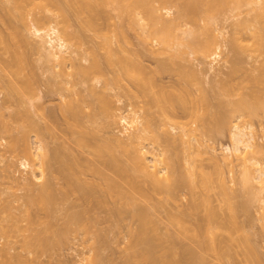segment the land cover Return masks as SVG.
Returning a JSON list of instances; mask_svg holds the SVG:
<instances>
[{"label": "rangeland", "instance_id": "obj_1", "mask_svg": "<svg viewBox=\"0 0 264 264\" xmlns=\"http://www.w3.org/2000/svg\"><path fill=\"white\" fill-rule=\"evenodd\" d=\"M2 1L4 0H0V5L5 2ZM108 3L106 4L104 1L103 4V2H101V7L99 5V9H102L100 14L102 13L103 17L101 18L99 15V20L97 18V21L94 19V21H96L94 24V21L92 20V26L84 24L89 17L88 12L84 11L78 15L72 14L70 19L71 26L68 27V29L73 31L76 30L80 34V36H78V38L80 37L78 40L80 45L77 47L72 46V49H75L76 51L74 56L79 58L85 65L89 64V60L90 62L91 60L93 62V59H97L100 62L101 68H98V71L97 69L93 70L92 68V74L93 72L95 73L92 77V89H95L106 96L108 107L107 113L100 110V101L93 91L91 93L89 83L79 81V78L76 75H56L60 67H54V61H46L38 51L36 52L35 41L28 33L26 26L20 22L19 15L16 16L18 11L14 12L10 10L9 12L8 9L6 11L1 7L2 5L0 6V223L2 224L0 230L5 227L4 225L9 224L7 228H4V230L6 229L4 232L3 230L0 231V264H8V262H10L9 264H15L18 262L19 257L16 262L14 261L15 259L13 260L15 253L17 256L19 254L22 255L26 262L28 259H30L29 261L31 262L33 261L31 259H34L35 264H124L128 250L130 252L129 245H131L134 240L132 235L136 231L134 233L132 232L137 229L136 226H138L139 223L138 208L147 206L146 204L151 207L148 206L150 208L148 217L153 221H151L152 223L149 228L154 225L151 229L154 228V231L157 233V237L155 235L154 238H156H153L154 240L152 242L154 243L152 245H155L154 254L157 259H173L172 261L177 259V261H180V263L178 261L177 264H196L197 262L199 263L200 260H202L201 264H264V220L261 216L264 213V209L260 208V202L257 201V197L264 198V189L260 190V186H258L260 183L257 181H254L252 188L250 187L251 185L248 187L246 184L244 185L246 186L244 188L242 185L244 180L240 181V179H242L240 174L242 171L240 160L238 161L234 159L230 164H227L222 160L221 152L223 147L231 142L228 122L222 126L224 130L220 133H215L213 130H208L207 132L206 129H203L202 131V128H204V126L206 127L208 123L212 127L214 125L216 127L217 122L218 125L221 123H219L220 121H218L213 113H207L203 105L201 108V104L198 103L199 101H196V96L198 95L197 92L194 91V95L197 94L196 96L193 95L194 100L196 99V103H193L194 105L191 113L189 112L188 115L184 114L185 116L181 114L182 116L180 115L178 118L173 119L175 120L173 122H190L192 127H195V124H201L200 126L198 125L200 128L196 130V137L184 135L182 138L184 141L186 139H188V142L191 141L192 148L189 149L186 147L187 141L186 143H181L180 140L177 139L174 145L160 143V146L156 149L155 147L152 148L153 141L155 140L154 138L147 139L146 136H144L143 139H139L142 145H145V148H147L149 144H152L147 149L151 147L149 150L151 151V149H153L152 151L162 159L158 166H168V171L172 172V175L168 178L169 180H175L176 178H178L179 181L184 180V183L181 182L183 183L181 184L182 186L179 185L180 182H177L179 188L177 186V190H175L176 193H173L174 195L176 194L175 196L173 195L171 197L163 191L154 192L152 190H148L149 197L144 199L130 198L125 193L118 195L114 189L107 188V180L94 171L93 164L92 168L91 166L89 167L86 165V161H88L87 159L92 158L95 161L101 162L108 158V154L98 153L97 148L99 146H103V148L108 146L107 148H110L111 152L121 161L127 160L128 148L130 146L126 144L129 140L127 139L126 142L124 128L117 121L120 114L130 112L129 104H131L132 110L137 112L136 115L139 114L142 121L148 118L147 108L143 99L141 97L138 98L133 95H128L126 90L128 80L125 73L124 58L126 56V51L128 50L127 40L129 39L132 42V48L134 51L140 48V44L135 31H131L129 28L127 29L128 24L124 19L125 16L124 18H120V16L118 17L117 13L119 11H117L116 8H113L114 5L112 3L113 6L110 2ZM6 6L4 4L5 8H7ZM30 8H27L26 11L29 12ZM53 8L50 6V10L46 11L52 19L49 20L50 22H47V20L45 22V20H43V24L42 22L39 24L41 28L47 29L52 24L57 26L58 29L62 27L61 22V24H58L59 19L57 20L58 16ZM250 8L252 9L250 5L243 6L238 15L235 14L236 12L225 13L223 14L224 16L222 15L223 17L219 16V19H215V22L212 23L213 32L217 36L216 40L220 45V55L218 56V61H216L215 66H220V68L223 66L222 68H225L224 64L225 66L226 64L228 65L225 60L228 59L227 57L230 55L232 56V54L229 53V47L226 46L229 44L227 41L230 40L229 37L232 35L231 32L232 30H235L234 28H236V24L239 21L243 20L245 23H251V21H253V18L251 19L250 17H254V13L258 12V10L256 9L257 11L254 12V10H251ZM100 10L97 9L96 11L98 12ZM104 12L105 14H103ZM27 13L25 14L27 15ZM29 13L28 15L31 17L33 10H31L30 14ZM14 16L18 17V19L14 18ZM30 17H28V19ZM33 19L34 18L31 20ZM120 26H123L121 27L122 31L123 28H125L124 38L119 32L121 31V28L119 29ZM14 28L15 31L18 29L22 34L27 35L30 43L27 44L24 42L25 45H22L21 41L23 43V40L19 42V39L14 36L18 34H15V31V33L12 32ZM20 32L19 35L21 34ZM11 33H14V35L12 34L13 37L11 36ZM248 34L249 32H247V35L244 34L241 40L242 44L247 46L246 51L243 54V60L240 58V65L243 66L241 67V70L244 68L242 71H244L243 73L245 74L250 70V72L253 70V73H257L262 63L264 64L263 50L256 42V38L250 37L251 35ZM75 43V45H77L76 40ZM232 57L233 59L235 58V56ZM82 58H87V60L84 61ZM174 61L186 63L183 59L179 61L178 58H175ZM5 63L11 65L13 69L18 66V68H20V65L21 67L22 65L25 67L26 71L22 70V67V71L19 73L21 74L22 72L24 77L25 75L29 76L26 78L35 79V83H33V79L31 81L33 83V93L35 94H32L30 89L29 92L28 86L25 83L27 81L22 82L25 78L21 76L22 74L20 75L21 78L18 73L17 75L22 79L19 80L21 82H19L20 86L22 88L24 87L22 90H24L25 93H23V91L21 92L20 86L18 91L20 90L19 92L21 93H17V89H14L13 92L11 91V88V92L9 93L11 95L7 93L9 92V87H6L7 80L3 71V64ZM143 63L150 68L154 67L155 64L153 61L147 59H145ZM206 66V64H201V67L203 68ZM245 69H247V71ZM67 70L70 71V69ZM27 71L29 74L32 73L33 77L32 74L29 75ZM243 73L241 74L243 75ZM201 76L203 87L211 90L212 85L215 84L214 81L212 84L213 76L210 73L205 72V70L201 73ZM19 77L16 79H19ZM174 77L176 76H173V78ZM64 79H68L71 82L65 84L63 81ZM168 79V77H164L163 80L166 81ZM27 84L29 85V83ZM259 88L262 99L261 101H264V82ZM209 91L207 92L209 93ZM5 94H8V96ZM33 95L34 99H29V97H33ZM5 96L9 98L6 99ZM217 97L219 98L220 96ZM218 98H213L212 100L213 104H216L217 106V110L213 111H216L218 115L227 114L229 117L230 115L232 117V112H228V108H230L228 107L229 105H224V107L222 105L227 97L221 96V98H219L222 99L221 101ZM70 100L73 101L75 105H78V108L76 107V110L78 109V111L75 117H72L64 106L65 102ZM217 101L221 102L222 106H218L219 103ZM33 103L35 104L33 105ZM25 107L33 113V117H31V115L29 116L30 112L23 109ZM19 110H25V112L23 111V115L22 111ZM38 110L40 111V114ZM18 112H20L21 115H18ZM259 112H261V114ZM259 112V116L258 114L256 115L257 117L250 116L252 119L249 120L253 127L252 130L254 129L255 141L259 147V151H257L258 148H252L247 155L264 164V113H262L261 110H259ZM41 113H44L43 117H41ZM234 114L236 115L237 113L233 112V115ZM27 115L30 118L25 117ZM156 115L159 116V113H156ZM242 116L245 115L243 114ZM233 118L232 120L235 121ZM247 118L249 119V117ZM29 119L33 122V128L28 125L30 123ZM241 119L242 118L238 119L236 122L239 123L240 126L244 123V125H246L248 121H243ZM73 122L75 123L73 124ZM4 125L6 128L9 127V133H4ZM164 126L168 130H171L169 123ZM171 131L175 138H178V129ZM198 131L202 133L199 135ZM15 137H17L19 142H27L29 147H31L30 150H32V152L37 148V140L38 142L40 141L42 146H44V153L46 155V158L45 155L44 158L47 160H45L47 168L44 167V175H41L38 171H34L37 174L35 175L36 177L39 175V179H35L36 177L33 178L34 175L32 176L29 169L26 170L20 167L19 161L26 156L22 153L24 151H21L22 143H20V145L16 142L17 139ZM114 137L124 139L123 142H120L124 144L117 145V142H114ZM10 139H13V142L18 143V146L15 144L16 149L13 148L12 150L8 147L10 146ZM23 139L24 141H21ZM78 139L80 141L82 140V143L80 142V144H77ZM84 140L86 141V144L83 143ZM214 155H216L217 159L213 158ZM65 161L67 162L65 163L66 166L68 163L70 166H74L73 168L67 166L72 168V171L69 170V168H64L66 166L63 167L62 163ZM49 164H51L52 167ZM9 165L11 167H9ZM59 165H62L64 169L69 170V174H73L74 172L72 179L70 180V177L68 178L71 182L68 181V179L66 180L63 171H59V169L56 168L60 167ZM197 166L202 167L204 172L210 174L212 178V183L211 181H209L210 183L208 182L210 185L205 184L206 182H203V179L201 180L203 177H200L201 173L198 171ZM49 168L51 171L54 169L57 170V175L60 174L59 176H62V180L65 179L67 183L69 182L68 186L66 182L64 183L60 179L58 180L57 177L53 175L54 173H51ZM63 168L60 170H64ZM171 168H175L174 171H172L173 169ZM35 170L38 169L35 168ZM218 173H221L225 178L226 184L223 187L224 191H222V186H220V182L218 181ZM40 175L42 177L44 176L45 181L49 180V183H52L51 185L56 189H54V195H57V192L60 193V190L62 189L65 191L66 196L65 194L64 196L63 194L57 195V198H53V200L56 199L54 202L53 200H50L53 204L50 203L51 206L49 204L48 206L50 207L47 209L38 204L39 202L36 203L40 205V208H38L39 206L28 205L30 202L27 203V205L30 206L28 208V206L25 205V203L29 201L26 199L27 196L32 194V191L34 193V190H32L34 187L35 190L39 188L40 182L41 186L44 182ZM13 177H20V179L25 177L27 180L24 178V180H22L24 181L23 184L20 181L19 183L25 185V182L31 181L33 182L32 184L31 182L29 183L31 184V188H25L28 184L24 187L16 184V180L13 181ZM168 179L162 180H167V182L162 183L163 186L168 183ZM189 179H193L192 183L195 184H192V187L187 184ZM38 180L40 181L38 182ZM73 180L76 181L77 185L80 184L79 190L77 189L79 185L74 186L75 182L72 184ZM194 181H200L201 183L197 184V182L195 183ZM46 183L48 182L46 181ZM171 183L169 182V184ZM70 184H72V186H70ZM144 186L146 185L144 184ZM163 186L162 189L164 188ZM81 187H83V190H81ZM249 188L251 190L253 189V192L256 193L255 197L252 196V194H249L251 191L248 193ZM89 189H91V191H88ZM38 191H36L37 194ZM225 192H227V194ZM33 196L34 195H32V197ZM32 197H30V201H32ZM226 197H228L227 201ZM45 203L43 205L47 206L48 202L46 201ZM242 205L245 208L242 207ZM32 206L36 208L34 209ZM261 210L263 212L262 214ZM180 211H185L184 215L182 214L180 216L185 217L189 215V217L185 218V226H188V228H185L186 230H183V232V227L178 226L179 224L174 225L169 219V216L172 218L170 215L172 212L176 215ZM28 212L29 215L33 217H28L30 221L32 220L31 222L26 220L28 219L26 218ZM185 213L187 215H185ZM209 217L211 219L210 223H208L209 221L207 222ZM26 222L29 225H27ZM25 224L27 228H24ZM83 224L86 226H82ZM198 224H200V228L203 230L202 234V231H198L200 229L198 228ZM19 225L21 227L23 226L22 232L18 231L21 229ZM13 226H17L18 230L17 228H13L14 231H12L11 227ZM8 227L10 229H8ZM83 227L86 232L83 231ZM208 227L213 229V235L209 232L211 230H209ZM149 228L148 230L150 231L151 229ZM9 230H11L12 233L10 235ZM35 231H39V235ZM205 231L206 233H209L207 235H210V237L212 235L213 239L207 236ZM1 232H3V234L6 232L8 234L5 235L9 236H2L3 234ZM197 232L200 233V236L198 235L195 237L194 235L198 234ZM33 233H35V235L37 234V236L40 237V240L39 237L37 240L33 239ZM30 236L34 242L31 241ZM35 237L36 236H34V238ZM28 238L31 242H27H30L31 246L28 244L25 245V240ZM210 239H212V241H210ZM198 243L203 244V248L198 250V252L196 250V255L194 256L196 258L197 254L198 256L200 255L202 259L199 261L193 257V253L188 254V249H193ZM6 247L11 255H13L12 259H10L11 261L13 260L14 263L11 261L6 262V259H9L10 255L8 257L6 255V259L3 257L2 254L5 252L4 249ZM250 248L251 250H254L255 255L259 258H256L259 260V263L257 260L254 263L250 260V255H246V252L249 254ZM192 249L189 252H191ZM94 253L98 254V256ZM92 254L95 255L93 256L95 259L92 261L94 263H90ZM23 257H21L22 260ZM96 257L101 260H98ZM190 258L195 260H192L191 263ZM254 258L253 260L255 261ZM196 260L197 262H195ZM28 262L27 264H30Z\"/></svg>", "mask_w": 264, "mask_h": 264}, {"label": "bare ground", "instance_id": "obj_2", "mask_svg": "<svg viewBox=\"0 0 264 264\" xmlns=\"http://www.w3.org/2000/svg\"><path fill=\"white\" fill-rule=\"evenodd\" d=\"M4 1L2 2H4L5 6L8 5L9 3V5L6 6L7 8L4 7L3 3L1 4L2 6L1 5L0 6L4 8L6 11L7 9L9 12L10 10L14 12L18 11L17 15L16 14L15 15L16 16L19 15L20 22H22L26 26L28 33L35 41L36 52L38 51V53H40V55L46 61H54V67H60L56 75H67V76L76 75L79 78V81L89 83L91 93L93 91V93L97 95V98L100 101V108H101L100 110L106 113L108 112L106 96L103 93L95 89H92L93 88L92 77H93V74L95 75L94 72L92 74V68L93 70L97 69L98 71L101 68L100 62L97 59L95 60L93 59V62L92 60L91 62L89 60V64L85 65L80 61L79 58L74 56V53L76 51L75 49H72V46L77 47L78 45H80V42L78 41L80 38V37L78 38V36H80V34L75 29H74L75 31L68 29V27L71 26L70 19L72 17V14L78 15V14H81V12L83 13L84 11H87L89 17L88 19H86L85 21L86 23L84 22V24L85 25L87 24V26L88 25L92 26V22L94 21V19L97 18L99 20V15L101 18L103 17L102 13L100 14L102 9L101 10L99 9V5L101 4V2H103L104 4V1H105L106 4L108 2H110V4L112 3L114 5L113 8H116V10L119 11L117 13L118 17L120 16V18H124L125 16L124 19L128 24L127 29L129 28V30L131 29V31H135L136 37L140 44V48L134 51V49L132 48V45H133L132 42L129 39L127 40L128 50L126 49L127 50L126 56L124 58L125 73H126V77L128 80V86L126 90H127L128 95H131V96L133 95L138 98L141 97L143 99V102L147 108L146 110H147L148 118L142 121L141 120L142 118L139 117V114L136 115L137 112L132 110L131 104H129L130 106L129 113L120 114L118 116L117 122L121 124L124 128V132L126 133L125 134L126 142H127V139L129 140L128 141L129 143L127 142L126 144L130 146L128 148L127 160L121 161L118 157H116L111 152L110 148H107L108 146L104 148L103 146H99L97 148V151L99 154H108V158L106 160L98 162V161L93 160L92 158L87 159L88 161H86V165L89 167L91 166L92 168V164H93L94 171L102 175V177H104L107 180V183H106L107 188L114 189L118 195L125 193L127 194L128 197L134 198V199L148 198L149 197L148 190H152L154 192L163 191L164 193H167L169 196L172 197L174 195L173 193H176L175 190H177V186L178 188H179V185L182 186L181 184L184 183V180H181L179 178L181 180L179 181L178 178L175 179V177L174 179L176 181L173 179L169 180L168 178L170 177V175H172L171 174L172 172L168 171V166L166 165L162 167L158 166V164L160 163L162 159H160L159 155L155 154L152 151L153 149H151L152 152L149 150L151 147L147 149L152 144H149V146L145 148V145H142L139 139L141 138L143 139L144 136H146L147 139L154 138L155 140L153 141L152 148L155 147L156 149L158 148V146H160V143H165L166 145H170V144L174 145L177 139H179L181 143L183 142L186 143L187 141L186 147L189 149L192 148L191 143H190L191 141L188 142V139L184 141L182 138L184 135H190L194 137L196 130L200 128L199 126L201 124L200 125L195 124V127L194 126L192 127L190 125V122H182V123L173 122L175 121L173 119L178 118L181 114L188 115L189 112L191 113V111L193 110L192 109L194 105L193 103L194 102L196 103V101L197 102L199 101L198 103L201 104V108L203 105L207 113H210V114L213 113L214 116L218 119V121H220L219 123L221 124L223 123L222 125L221 124L218 125V122H217L216 127L215 125L212 127L208 123L206 127L204 126V128H202V131L203 129H206L207 132L208 130L210 131L213 130L215 131V133H220L222 132V130H224L222 126L225 125L226 122H228V128H229L228 130L230 131L229 135L231 139V142H230L231 144L229 143L223 147V150L221 152L222 160L227 164L232 163L234 159L238 161L240 160V164L242 166V169H241L242 171L240 173L242 179H240V181L244 180L242 182V185L244 188L246 186L249 187L250 185H251L250 187L252 188V186L254 185V181H257L258 183H260V185H258L260 186L259 187L260 190L264 189V164H262L259 160H256L247 155L249 151H251L252 148L254 149L258 148L257 151H259V147L255 141V135L253 131L254 129L252 130L253 127L251 125V121L249 120L252 119L251 117H257L256 116L257 114L259 116L261 114L259 110H261L262 113H264V101H261L262 99L260 96L261 94H260V88H259V86L262 85V83L264 82V64L262 63L257 73L256 72L253 73V70L252 72H250L251 70L247 71V69H245L247 71L246 74L243 73L244 71L242 70H244V68L241 70V67L243 66L240 65V58L243 60V54L245 53L246 48H247V46L242 44L241 40L244 34L247 35V32H249L248 35H251L250 37L256 38V42L259 44V46L264 52V0H4ZM247 5H250L252 9L254 10V12L257 10L258 12L254 13L255 14L254 17H250L251 19L253 18L252 19L253 21H251V23L250 22L245 23L243 20H241L236 24V28H234L235 30L234 31L232 30L231 32L232 35H230L231 37H229L230 40L227 41V43L229 44H227L226 46L229 47V48L227 47L229 49L228 51H230L229 53L232 54V56H235V58L233 59L231 55L227 57L228 59H226L225 61L226 63H228V65L226 64L225 66L224 64L225 68H222L223 66L221 68L220 66L219 67L215 66L216 61H218L217 60L218 56L220 55L219 54L220 45H219V42H217L216 40L217 36L213 32L212 23L215 22V19H219V16L223 17L224 16L223 14L228 13V12L230 13L236 12L235 14L238 15L242 7L247 6ZM50 6H52V8L55 7L53 9L56 10V11L54 10V12L58 16L57 20L59 19L58 21L59 23L58 22L56 23L58 24L62 23V27H60L59 29L57 28V26H54L53 24L50 25L49 28L47 29L41 28L39 26L41 22L43 24V20H45V22L46 20L47 22H50L49 20L52 19L51 16H49L46 13V11L50 10ZM27 8H30V11H29L30 13H31V10H33V14L31 15V17L34 18L33 20L35 21L31 20L32 18L30 17V15H28L29 12L26 11ZM97 9L100 11L97 12L96 11ZM25 13H27L28 16ZM103 14H105V12ZM28 17H30L29 18L30 20L28 19ZM14 18L18 19V17H15V16ZM96 21H94L93 24ZM122 21L124 20L122 19ZM121 27L123 26H120L119 29ZM124 29L125 28H123V31H122V28H121L120 29L121 31H119L120 34L123 35L122 36L123 38L125 35ZM17 30L18 29H16L15 31V28H14L12 32L15 31L16 33L15 32L14 33L18 35H14V33H11V36L12 37L13 35L16 36L19 39V42L23 40V43L21 41L22 45H25V43L27 44L30 43V40L27 37V35L22 34L20 30H18L21 33L20 34L21 36H20ZM75 32H77L79 35ZM19 36L22 39H20ZM75 40L77 41V45H75L76 44ZM175 58H178L179 61L183 59V61H185L186 63H182L181 61L175 62L174 61ZM82 59H84V61L87 60V58H82ZM145 59L153 61L155 63L154 67L150 68L149 66L145 65L143 63ZM201 64H206L207 66L203 68L201 67ZM18 67L13 69L11 65L9 64L7 63L3 64V69H4L3 71L6 77V80H7L6 87H9L8 88L9 92L7 93L9 94L11 91L14 92V89H17V93H18L20 91V90L18 91V89H20L21 87L20 86L21 82L19 80H22L21 78L23 77L25 78V80L23 79L22 82L27 81L25 83L28 86V90L30 89L32 94H35L33 93L34 92L33 83H35L34 81L35 79L32 78L33 79V83H32L31 82L32 79L26 78L29 76L25 75L24 77L23 76L24 74H22V72H21L22 75L19 73L20 71L25 70V67L22 65L23 67L22 70H21L22 68L21 65H20V68ZM67 69H70V71ZM204 70L205 72H208L213 76L212 84H213V81L215 84L214 85L211 84L212 85L211 90L209 88L206 89V87L205 88L203 87V81H201L202 80L201 73ZM17 73L19 76L21 75L22 77L20 76L21 77L20 78L17 75ZM241 73H243V75ZM16 75L17 77H19V79H16L17 78ZM173 76H176V77L173 78ZM32 77H33V74H32ZM164 77H168L169 79L164 81L163 80ZM15 80H17L18 83ZM63 81L65 84H68L69 82H71L68 79H64ZM27 83H29V85ZM10 88H11V91H10ZM22 89H24V87L23 88L21 87V92L23 91V93H25L24 90ZM208 89L211 92L214 90L212 92L213 94ZM194 91L197 92L198 95L197 94L194 95L195 93ZM207 91H209V93ZM8 94L7 95L5 94V95L8 96ZM193 95L198 96V97L196 96V99H197V100L195 99L196 101L194 100ZM6 96H5L6 99L9 98ZM217 96H220L219 98H221V96L227 97V99H225L226 101L225 102L223 101V104L219 101L217 102L219 103L218 106L223 105L224 107V105L225 106L229 105L228 107L230 108H228L229 110L228 109L227 110L228 112L229 111L232 112L231 113L232 117L230 115L231 119L227 114L226 115L224 114L225 116L219 114L221 116L220 117L218 113H216V111H213V110H217L216 109L217 106L216 104H213L212 100L213 98L215 99L218 98ZM30 98L34 99V95L33 97H29V99ZM219 100L221 101L222 99H219ZM34 104L35 103H33V105ZM64 106H65V109L70 113V115L72 117H75L78 111V109L76 110V107L78 108V105H75L73 101L70 100V101H66ZM23 109H26L28 112H30L29 109L26 107ZM19 111H22V110H19ZM23 111L25 112V110ZM23 111H22V115H23ZM41 111H42V108H41ZM233 112L237 114L236 115L234 114L235 115L234 116ZM18 113H17L18 115H21L20 112ZM156 113H159V116H157ZM32 114L33 113L30 112L29 116L31 115V117H33ZM39 114H40V111H39ZM41 114H42L41 117H43L44 113H41ZM243 114L246 117L242 116ZM18 115L17 117L20 120ZM25 117H28V115ZM247 117H249V119ZM232 118L235 119V121L232 120ZM240 118H242L241 120L243 121H248L246 125H244L245 124L244 123L242 124L244 126L242 125L240 126V124L236 122ZM244 118H247L248 120ZM31 122L32 121L30 120V123L28 125L29 127L33 128L34 127L33 122L32 123ZM74 123L75 122H73V124ZM167 123H169V127L171 130L175 131L178 129L179 131L178 138L177 137L175 138L171 130H168L167 128H165L164 125H167ZM3 128L5 131L4 133H9L8 131L9 127L6 128L4 125ZM200 133L202 132H199V135ZM204 133H205V130H204ZM15 138L17 139V137ZM80 138L83 139L82 137ZM79 139L77 140L78 141L77 144L78 143L80 144V142L82 141V140L80 141ZM113 139H114V142L115 141L117 142V145L124 144V143H120V142H123L124 140L122 138L118 139L114 137ZM10 140L12 142L10 141V146L8 147L11 148L12 150L13 148L16 149L15 144H17L16 146H18V143L19 144L22 143V145L20 144L22 147L21 151H24L22 153L26 157L19 161L20 167L26 170L29 169V171H31L32 173V176L34 175L33 178L36 177L35 175H37L36 174L37 171L41 175H44L43 174L44 167L47 168V166L45 165L46 155L44 153L45 152L44 146H42L40 141L38 142L37 140V143H38L36 146L37 148L35 147L36 148L35 151L32 152V150H30L31 147H29L27 142H19L17 139L16 142L18 143H15L13 142V139H10ZM21 141H24V139ZM83 143L86 144V141L84 140ZM44 155H45V158H44ZM213 158L217 159L216 155H214ZM63 163H62L63 167L66 166L65 163L67 162L65 161ZM46 164L48 165L47 162ZM49 165L51 166V164ZM62 165L61 166L59 165L60 167H56V168H58L59 171H63V175L66 178V180L69 177L71 180L72 177L74 176V172L73 174H69L70 173L69 170L72 171L73 170L72 168L74 166L73 165L70 166L68 163L67 166H70L72 168H69L67 166L64 167V168H69V170H67V169H64ZM199 166L197 167H198V171L201 173L200 177L201 176L203 177L201 178V180L203 179L202 181L206 182L205 184H209L210 183L209 181H211L212 183V178L210 174L207 172H204L202 170L203 168ZM9 167L11 166L9 165ZM35 168H37L38 170H35ZM62 168L64 170H60ZM171 169H173L172 171H174L175 168H171ZM51 173L52 174L54 173L53 175H55L58 180L60 179L64 183L66 182L65 179L64 180L61 179L62 176L60 177L59 176L60 174L57 175V170L54 169L53 171H51ZM38 177H36L35 179L40 178ZM217 177H218V181L220 182V186H222L221 189H223V187L226 184L225 178L221 173L220 174L218 173ZM24 178L25 177H23L22 179H20V177L19 178L13 177V181L16 180L15 181L16 184L21 185V183L23 184L24 182L22 181L24 180ZM42 178L44 180V176ZM164 179H168V183H166L167 185L164 184L165 186L162 185V183L167 182V180L162 181ZM25 180L27 179L25 178ZM40 180H38V182ZM70 180L68 179V181ZM142 180H143V183L147 187L144 186V184L142 183ZM189 180L187 181L188 183L187 182L185 183H187L189 186L191 185L192 187L193 186L192 184H194L192 183L193 179L192 180L189 179ZM19 181L21 183H19ZM46 181L48 183H46ZM46 181L44 180L45 183L43 182L42 186L40 182V186L36 190L34 189L35 187L32 189L34 190L35 194L32 191V194H30L31 196L30 195L29 196L32 197V195H34L32 197L33 202L30 201L31 198L26 195L27 196L26 199L29 201L25 199L27 201L25 205H27V203L30 202V204H28L30 206L34 205L37 207L39 206L38 208H40V205H41L43 208L47 209L48 207L51 206L50 203L53 204V202L56 200V199L53 200V198H57L58 197L57 195L63 194L64 196L65 194L66 196L65 191L62 189L61 190L64 192L60 190V193L57 192L56 193L57 195H54L55 193L53 192L55 188H53V186L51 185L52 183H49V180H46ZM200 181L198 182L194 181V182L195 183L197 182L198 184V183H201ZM30 182L31 181L29 182L27 181L24 184L25 185L28 184V185L26 186L21 185V186L23 187L25 186V188L27 187L28 189H30L31 188L30 185L33 183L31 182V184H29ZM73 182H75V184ZM169 182L170 183L173 182V183L169 184ZM177 182H180V184L178 185ZM68 183L66 182L67 186H68ZM72 184H74V186L79 185L77 188L79 190L80 184L77 185L76 181L74 180L72 181ZM72 184H70V186H72ZM245 184L246 186H244ZM162 186L164 187L163 189H162ZM81 190H83V187H81ZM36 191H38V194ZM88 191H91V189H89ZM222 191H224V189ZM252 192H253V189L251 190L249 188L248 193L252 194V196L255 197L256 193L255 192L252 193ZM225 193L227 194V192ZM228 197H226V201L228 200ZM50 200H53V202H50ZM250 200H251V196H250ZM46 201L48 202L47 206H45ZM257 201L260 202V208L264 209V198L257 197ZM36 202L37 203L39 202L38 204L40 205H38ZM44 203L45 205H43ZM49 204L50 206H48ZM146 205L147 206L138 208L139 223H138V226H136L137 229L135 228L136 230L132 232L134 233L136 231L133 234L134 236L131 234L134 240L132 239L133 243L129 245L130 252L128 250L127 255L125 257L126 260L124 261V264H174V263L177 264V262L179 261V260L177 261V259L176 260L174 259L175 261H172L173 259L159 260L155 256L154 254L155 245L153 246L152 244L154 243L152 242L157 237L156 235L157 233L154 231V228L151 229L154 225L149 228V226H151V223L153 221L149 219L150 217H148L149 212H150L149 209L151 207L148 204ZM243 205L246 206L245 204ZM243 205L242 207H244ZM30 206H28V208ZM184 212L185 211L183 212L180 211L176 215H174V212H172L171 214L169 213L172 216V218H170L169 216L170 222L171 223L173 222L174 225L179 224L178 226L183 227L182 232L183 230L184 231L186 230L185 228H188V226L187 227L185 226L186 225L185 218L189 217V215L185 217L180 216L182 214L184 215ZM262 213L263 212L261 210V214ZM185 215L187 214L185 213ZM29 216L30 215L28 212V216L26 215V218H28ZM261 216L264 220V213ZM29 218H33V217L30 216ZM29 218L26 220H29V222H31L32 220L30 221ZM208 219H207V222L209 221L208 223H210L211 221L210 217ZM26 224L24 228H27ZM8 225L9 224L4 225L5 227H3L2 229L3 232L6 230V229L4 230V228H7ZM198 225H197L198 228H200V224ZM0 226H2V224ZM82 226H86V225L83 224ZM19 227L21 228L19 230L17 226L15 227L13 226L11 228H12V231H14L13 228H17L18 231L22 232L23 226L21 227L19 225ZM148 228L151 229L150 231L152 232H150ZM208 228L209 230H211L209 232H211L213 235V232H214L213 229H210V227ZM8 229L10 228L8 227ZM83 231H85V228ZM198 231L199 232L202 231L201 234L203 233V230H201V228ZM3 232L1 233L3 234ZM9 232H10L9 235L12 234L11 230H9ZM35 232L37 234L39 233V231L38 232L35 231ZM199 232H197L198 234H195L194 236L195 237H197L198 235L200 236ZM5 234H8V233L5 232L2 236H4ZM37 234L36 235L35 233L32 234V236L33 235L36 236L35 238L33 236V239L37 240V238L39 237L37 236ZM207 234L209 233H206V235ZM9 235H5V236L8 237ZM155 235L156 237L154 238ZM212 235L211 237L210 235H207V236L212 238L213 237ZM28 239L25 240L26 241L25 245L27 244L30 245L31 241L34 242L32 238H31V241L30 239L29 240ZM212 239H210V241H212ZM39 240H40V237H39ZM27 241H30V242H27ZM199 244H202V243H198L197 244L198 246L195 245L193 249L190 247L192 251L189 252L191 249L190 250L188 249V254L193 253L194 254L193 257H194L196 255V250L198 252V250H201L203 248L202 247L203 244L202 245H199ZM4 250L5 252H3V254L1 253L3 257H5L6 259L10 255L11 257L9 256V259L10 258L12 259L13 255H11L10 251L7 250V247ZM14 255L15 256L13 257V260L15 259L14 260L15 262L17 258L19 257L18 259L19 261L16 262L17 264L19 262H20L19 264H23V263L27 264V262L30 260L28 259V261L26 262L22 255L19 254L17 256L16 253ZM95 255L98 256V254H95ZM95 255L92 254L90 263H94L92 261H94L95 257L93 256ZM246 255L247 256L250 255L249 257L251 259L250 258L249 259L253 261L254 263L256 262V260L259 263V260H258L259 258L257 257V255H255L253 249L251 250L250 248L249 254L246 252ZM252 256L253 258L256 256L254 258L255 261L253 260ZM21 257H23L24 262L21 259ZM96 258L98 259V257ZM7 259H6V262L11 261V259L10 260L9 259L7 260ZM195 259L199 261L200 259H202V257L200 255L198 256L197 254V257ZM13 260L11 261L12 263H14ZM31 260H33L32 262L33 264H35L34 259H31ZM192 260L193 258L190 260L191 263H192ZM197 260L195 262H197ZM32 262L29 261L28 263L32 264ZM201 262L202 260L199 261L200 264ZM9 263L10 262H8V264Z\"/></svg>", "mask_w": 264, "mask_h": 264}]
</instances>
